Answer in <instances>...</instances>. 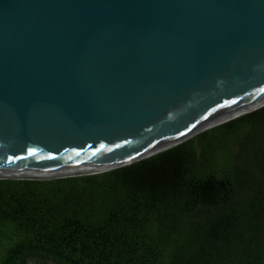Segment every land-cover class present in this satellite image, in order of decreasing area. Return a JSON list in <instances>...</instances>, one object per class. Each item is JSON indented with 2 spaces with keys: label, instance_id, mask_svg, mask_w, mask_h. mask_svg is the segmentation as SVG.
<instances>
[{
  "label": "water",
  "instance_id": "obj_1",
  "mask_svg": "<svg viewBox=\"0 0 264 264\" xmlns=\"http://www.w3.org/2000/svg\"><path fill=\"white\" fill-rule=\"evenodd\" d=\"M263 100L264 0H0V179L110 171Z\"/></svg>",
  "mask_w": 264,
  "mask_h": 264
},
{
  "label": "trees",
  "instance_id": "obj_2",
  "mask_svg": "<svg viewBox=\"0 0 264 264\" xmlns=\"http://www.w3.org/2000/svg\"><path fill=\"white\" fill-rule=\"evenodd\" d=\"M264 264V105L110 171L0 179V264Z\"/></svg>",
  "mask_w": 264,
  "mask_h": 264
},
{
  "label": "bare ground",
  "instance_id": "obj_3",
  "mask_svg": "<svg viewBox=\"0 0 264 264\" xmlns=\"http://www.w3.org/2000/svg\"><path fill=\"white\" fill-rule=\"evenodd\" d=\"M262 105H264V100L261 101V102H259V103L256 104V105H254L253 107H251V108L245 110V111H242V112H239V113H237V114L232 115V117L238 116V115H240V114H242V113H246V112H248L249 110H253V109H255V108H257V107H260V106H262ZM228 119H231V117L226 118L225 120H228ZM223 121H224V120H223Z\"/></svg>",
  "mask_w": 264,
  "mask_h": 264
},
{
  "label": "rangeland",
  "instance_id": "obj_4",
  "mask_svg": "<svg viewBox=\"0 0 264 264\" xmlns=\"http://www.w3.org/2000/svg\"><path fill=\"white\" fill-rule=\"evenodd\" d=\"M24 264H38L34 260H28Z\"/></svg>",
  "mask_w": 264,
  "mask_h": 264
},
{
  "label": "snow or ice",
  "instance_id": "obj_5",
  "mask_svg": "<svg viewBox=\"0 0 264 264\" xmlns=\"http://www.w3.org/2000/svg\"><path fill=\"white\" fill-rule=\"evenodd\" d=\"M31 154V153H30Z\"/></svg>",
  "mask_w": 264,
  "mask_h": 264
}]
</instances>
